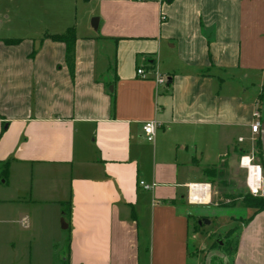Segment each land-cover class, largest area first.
<instances>
[{"label":"crops","instance_id":"1","mask_svg":"<svg viewBox=\"0 0 264 264\" xmlns=\"http://www.w3.org/2000/svg\"><path fill=\"white\" fill-rule=\"evenodd\" d=\"M50 1L37 11L43 35L0 37V224L53 234L62 264H206L212 243L202 255L193 243L194 219L216 206L203 170L257 152L264 0H85L96 18L85 35L71 0ZM68 27L72 77L64 43L44 36ZM240 236L228 263L264 264V211Z\"/></svg>","mask_w":264,"mask_h":264},{"label":"rangeland","instance_id":"2","mask_svg":"<svg viewBox=\"0 0 264 264\" xmlns=\"http://www.w3.org/2000/svg\"><path fill=\"white\" fill-rule=\"evenodd\" d=\"M70 5L71 8L73 7L70 15L71 20L77 27L78 34L85 35L87 33L85 27H88L91 18L83 14L89 5L85 0H71ZM55 6L54 1L50 0H0V37H13L15 35L39 37V35H43L47 30L38 23L37 11H39V8ZM88 32L95 33L96 31L89 27ZM256 147L255 156L258 154L257 143ZM238 162L237 166H233L231 169L223 167L206 174V179L211 183V200L230 204L226 211L217 205L204 207L206 215L213 218L214 221L211 224L209 222L208 225L201 224V232L198 233L197 240H193V243H196L195 241L204 242L202 244L204 248L197 250L200 255L205 253L207 243H212L213 249L206 258V264H209L211 253L222 254L214 245L217 240L223 238L224 233L231 227H235L240 242V235L244 226L241 218H245L252 213L250 209L245 208L241 203L247 189L245 186V171L239 166ZM49 211L53 214V209L49 208ZM227 215L228 217H226ZM214 216L217 218H214ZM210 218L208 219L210 220ZM21 224L24 226L22 222ZM59 225H61V220H59ZM203 231L210 233L209 240ZM24 232L25 229L21 227L20 223L0 224V264H62L59 256L60 249H57L58 240L53 234L28 236ZM60 243H63V240ZM224 260L229 262L227 257ZM211 263L219 264V261L216 259L215 261L212 260Z\"/></svg>","mask_w":264,"mask_h":264},{"label":"trees","instance_id":"3","mask_svg":"<svg viewBox=\"0 0 264 264\" xmlns=\"http://www.w3.org/2000/svg\"><path fill=\"white\" fill-rule=\"evenodd\" d=\"M45 37H49L52 40L61 41L64 43L65 52H64V60L66 63V66L68 68V72L70 76L72 77L74 74V42H75V34L73 27H68L65 31L60 33H46L44 34ZM19 39L17 38H4L3 41L6 43H16ZM116 77V76H115ZM115 79V78H114ZM111 81L110 83H112ZM112 101L114 98V93L110 92ZM256 110L260 113V119L262 120L264 118V84L261 86L260 90L257 93V107ZM258 146V158L261 163V141L260 138L256 141ZM263 170V166H262ZM205 174H209L211 172H215V168H205L203 170ZM263 176H264V170H263ZM8 177V160H0V183H5ZM213 202V201H212ZM217 206H225L229 207L230 204L223 203V202H213ZM242 205L250 209L252 213L245 217L241 218L244 225L248 224L255 214H257L260 211H264V196H254L250 194L247 190V193L243 195L241 199ZM240 219V218H239ZM194 228L195 230H199L201 224H197V220L194 219ZM234 233V234H233ZM220 241V242H219ZM239 242V235L236 232L235 227H231L227 232L224 233L223 238L216 241L214 247H216L219 252L224 253L226 255H232L236 252ZM213 248V247H212ZM218 259L217 257H211L209 264L212 260ZM219 264L220 260L218 259ZM205 264V263H204Z\"/></svg>","mask_w":264,"mask_h":264},{"label":"built area","instance_id":"4","mask_svg":"<svg viewBox=\"0 0 264 264\" xmlns=\"http://www.w3.org/2000/svg\"><path fill=\"white\" fill-rule=\"evenodd\" d=\"M143 1V0H137ZM136 73L141 77H145L144 72L141 68L136 70ZM155 79L157 83H164L165 78L159 74H156ZM253 121L250 124V131L252 134H259V125L261 122L260 113L258 110H255L253 113ZM156 122L154 120H147L142 123V130L147 141H152L154 138V131L156 127ZM238 141H242L241 138ZM239 166L245 171V186L248 192L254 196H264V176L262 166L260 164L258 156H255V153L250 152L248 154H242L238 160ZM137 185L143 190H149L152 188L155 183L147 184L143 180H138ZM199 184L193 183L188 186V200H196L198 196ZM197 193V195H196ZM21 222L26 225L27 218L22 217Z\"/></svg>","mask_w":264,"mask_h":264},{"label":"water","instance_id":"5","mask_svg":"<svg viewBox=\"0 0 264 264\" xmlns=\"http://www.w3.org/2000/svg\"><path fill=\"white\" fill-rule=\"evenodd\" d=\"M95 20H96V18L92 19V21H91L92 26H95ZM259 134H260V141H261V163H262L263 170H264V118L261 120L260 125H259ZM202 223L203 224H208L209 223V219L205 218V217H202V218L197 220V224L200 225ZM213 254H215L213 256H216L220 260L221 264H228L227 260H224L225 257H226L225 255L217 254L215 252H213Z\"/></svg>","mask_w":264,"mask_h":264},{"label":"flooded vegetation","instance_id":"6","mask_svg":"<svg viewBox=\"0 0 264 264\" xmlns=\"http://www.w3.org/2000/svg\"><path fill=\"white\" fill-rule=\"evenodd\" d=\"M200 219V218H199ZM198 220V219H197Z\"/></svg>","mask_w":264,"mask_h":264}]
</instances>
